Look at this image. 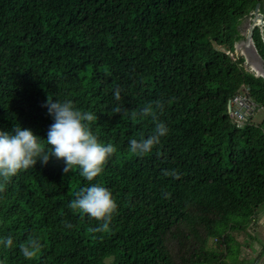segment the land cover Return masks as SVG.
I'll return each mask as SVG.
<instances>
[{
  "label": "trees",
  "instance_id": "obj_1",
  "mask_svg": "<svg viewBox=\"0 0 264 264\" xmlns=\"http://www.w3.org/2000/svg\"><path fill=\"white\" fill-rule=\"evenodd\" d=\"M257 2L264 13V0H0V128L45 138L49 96L93 113L115 148L91 181L52 159L0 184V264H258L264 76L235 50ZM252 39L264 61V26ZM238 93L255 104L240 125ZM92 183L116 201L107 228L69 206Z\"/></svg>",
  "mask_w": 264,
  "mask_h": 264
},
{
  "label": "clouds",
  "instance_id": "obj_2",
  "mask_svg": "<svg viewBox=\"0 0 264 264\" xmlns=\"http://www.w3.org/2000/svg\"><path fill=\"white\" fill-rule=\"evenodd\" d=\"M42 107L52 119L45 138L21 124L12 130L0 128V184L6 183L20 170L35 166L38 161L46 165L52 159L63 161L64 173L78 168L89 181L100 175L115 148L111 143L100 142L90 130L88 122L94 119L93 113L81 110L71 100L61 101L49 96ZM167 130L162 121L157 123L154 135L139 141L130 140V150L133 153L150 151ZM69 206L102 221V228L109 226L117 208L110 190L99 183L81 189ZM0 242L10 245L12 239L4 238ZM38 247L35 241L20 245L25 258H32Z\"/></svg>",
  "mask_w": 264,
  "mask_h": 264
},
{
  "label": "water",
  "instance_id": "obj_3",
  "mask_svg": "<svg viewBox=\"0 0 264 264\" xmlns=\"http://www.w3.org/2000/svg\"><path fill=\"white\" fill-rule=\"evenodd\" d=\"M252 16L248 18V23L246 24L247 31L244 34L245 37L242 41L235 45V50L242 54L245 59L246 69L255 70V75L264 76V61L259 55L253 39L252 32L255 26H264V13L260 11V3L257 2L252 11Z\"/></svg>",
  "mask_w": 264,
  "mask_h": 264
},
{
  "label": "built area",
  "instance_id": "obj_4",
  "mask_svg": "<svg viewBox=\"0 0 264 264\" xmlns=\"http://www.w3.org/2000/svg\"><path fill=\"white\" fill-rule=\"evenodd\" d=\"M228 107L230 118L237 121L240 125L254 110L255 104L251 101L247 94L238 93L230 99Z\"/></svg>",
  "mask_w": 264,
  "mask_h": 264
},
{
  "label": "rangeland",
  "instance_id": "obj_5",
  "mask_svg": "<svg viewBox=\"0 0 264 264\" xmlns=\"http://www.w3.org/2000/svg\"><path fill=\"white\" fill-rule=\"evenodd\" d=\"M246 31H247V28L245 27V29L243 30L242 33L245 34ZM236 51H237V50H236ZM245 67H246V65H245ZM251 71L255 72V70H253V69H251ZM262 115H263V113H261V111L258 112V113H257V116H258L257 118H261ZM253 229H254V230H253ZM253 229H252L253 232H257L258 237H259L260 239H263V240H264V216L260 217V219L256 222V225L253 226ZM237 237H238L239 240H248V237L245 236V235H243V234H239ZM209 245H211V247H215L214 242H213V243H212V242L209 243ZM253 245H255L256 247L258 246L256 241L253 242ZM244 251H245V252H248L247 249L244 250ZM110 260H111V259H109V260H107V261L110 262ZM258 264H264V257L258 262Z\"/></svg>",
  "mask_w": 264,
  "mask_h": 264
},
{
  "label": "flooded vegetation",
  "instance_id": "obj_6",
  "mask_svg": "<svg viewBox=\"0 0 264 264\" xmlns=\"http://www.w3.org/2000/svg\"><path fill=\"white\" fill-rule=\"evenodd\" d=\"M247 23H248V19L243 23L242 25L243 29H245Z\"/></svg>",
  "mask_w": 264,
  "mask_h": 264
}]
</instances>
